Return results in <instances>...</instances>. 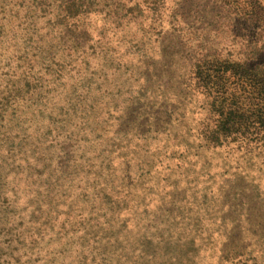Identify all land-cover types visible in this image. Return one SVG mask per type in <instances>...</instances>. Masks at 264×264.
Returning a JSON list of instances; mask_svg holds the SVG:
<instances>
[{
    "label": "rangeland",
    "instance_id": "rangeland-1",
    "mask_svg": "<svg viewBox=\"0 0 264 264\" xmlns=\"http://www.w3.org/2000/svg\"><path fill=\"white\" fill-rule=\"evenodd\" d=\"M49 2L0 0V264H264V134L212 142L196 89L244 55L218 8L77 32Z\"/></svg>",
    "mask_w": 264,
    "mask_h": 264
},
{
    "label": "trees",
    "instance_id": "trees-1",
    "mask_svg": "<svg viewBox=\"0 0 264 264\" xmlns=\"http://www.w3.org/2000/svg\"><path fill=\"white\" fill-rule=\"evenodd\" d=\"M52 1L49 2L48 13L61 19L59 21L62 26L68 29L75 27L77 32L79 23L82 30L91 25L87 22L91 15L103 16L108 22L115 24L131 22L138 14L137 21L141 22V27L152 24L156 18L160 20L162 27L169 24L174 31L183 28L181 23L172 19L177 17L178 11L175 9L171 12L170 0ZM208 5L218 8L217 16L221 23L217 31L221 32L226 25L229 26L226 32H222L226 50L239 47L240 52L244 53L236 62L215 59L210 64L202 59L197 65L196 89L204 93L208 99L207 107L210 113L214 114L206 119L208 122L217 119L214 121L215 137L211 141L222 145L233 135L239 136L234 139L237 142L257 141L264 134V0H195L197 9H205ZM143 6H146L148 15ZM188 32L185 35H188ZM227 35L232 40H229ZM186 42H189V39L184 36V44ZM189 48L193 50V45ZM236 93H240L239 98L243 100L240 103H230L231 98H238ZM242 106L247 109L243 110ZM240 111H243L242 115ZM209 128L208 126V131Z\"/></svg>",
    "mask_w": 264,
    "mask_h": 264
}]
</instances>
